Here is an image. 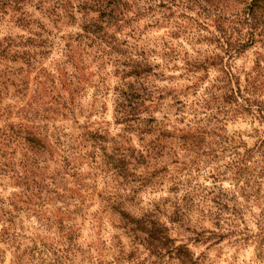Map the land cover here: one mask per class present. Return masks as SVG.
<instances>
[{
  "label": "rangeland",
  "instance_id": "obj_1",
  "mask_svg": "<svg viewBox=\"0 0 264 264\" xmlns=\"http://www.w3.org/2000/svg\"><path fill=\"white\" fill-rule=\"evenodd\" d=\"M128 1L129 5L123 8L126 22L120 21V25L124 23L125 26L117 32V41L110 43L109 38L100 46L96 45L98 41L91 43L85 37L87 33L79 29L81 18L63 26L50 38L53 44L47 48L49 53L43 56V65L58 74L57 67L62 68V63L72 56L81 75L82 107L89 108L84 115H77V123L70 129L76 135L88 131L107 138L129 136L131 145L140 148L142 133L122 123V115L117 111V88L127 87L129 82L148 81L145 85L155 96L152 104L148 103L150 109H155L154 117L162 120L163 126L167 124L169 130L172 126L185 129L190 127L188 124H194V119L201 118V125L215 129L208 122V115L211 113L220 118V109L224 105L226 108L237 107L239 110L228 112L219 124L223 129H215L227 136L233 147L223 149L219 146L222 143L203 144L199 154L184 153L174 147L165 154L169 172H165L166 176L159 182H153L156 186L147 184L135 202L137 207L156 204L168 215L174 211V202L191 205L190 212H193L189 222L166 224L176 245L186 244L199 263L264 264V156L254 151L264 139V111L259 109L264 107V29L255 32L246 22L244 16L249 0ZM12 19L15 18L6 17L1 31L28 36V32ZM77 34L81 35L78 40ZM236 42L246 45L235 50ZM67 43L72 45L71 51L67 49ZM102 56L106 63L101 60ZM144 57L149 63L147 67L133 62ZM212 57H217L215 65H212ZM205 59L207 62L202 66ZM7 64L11 62H1L0 71ZM221 69L232 72L229 81L214 80L223 75ZM136 70L138 75L131 72ZM212 83L228 86L238 101L229 99L231 103H222L220 90L214 87L219 98L213 97L208 105L203 92H208ZM179 99L184 102L183 106ZM195 99H202L200 110L204 114L195 118L174 115L179 109L187 110ZM245 99H251L255 104L249 106ZM7 101L4 100L3 105ZM237 102L242 106L238 107ZM141 117L149 116L142 113ZM4 123L5 120L0 119V128ZM65 123L72 124L73 120ZM81 125L85 127H77ZM130 125L135 124L131 122ZM159 126L162 127V122ZM17 142L10 143L7 151L16 150L12 155L16 154V168L22 171L19 166L21 146L17 147ZM103 144L107 146V142ZM96 151L101 153L100 149ZM53 158L60 162L56 153ZM83 162L78 181L63 173L66 190L60 194L68 196L70 205L66 207L71 213L58 211L62 203L56 193L48 194L44 200L46 193L43 192L38 198L39 190L31 181L21 187L12 173L0 181V264H61L57 258L63 254L59 250L64 248L62 242L67 239V231L64 233L59 228L60 220L65 225L75 223L72 236L78 248L77 257L71 256L73 260H67L66 264H90L86 257L93 258V264H181L176 253L167 248H155L146 241L145 234H133L122 227L118 216L106 211V198L113 182L104 179L91 157ZM236 162L241 164L240 172L234 168ZM50 165L52 170L54 162ZM215 169L222 170V178L212 177ZM38 181L41 183L42 178ZM80 185L87 188L80 191ZM77 191L82 194L80 198L86 200L79 212L74 205ZM222 193L231 209L230 213L224 214L219 228L207 219L197 222L202 216L195 209L200 207L199 210L203 209L206 214L207 207L212 206L214 199ZM13 202L20 209L11 205ZM225 217H228L226 221ZM195 225L215 230L216 234L196 235ZM60 260L64 262V258Z\"/></svg>",
  "mask_w": 264,
  "mask_h": 264
},
{
  "label": "trees",
  "instance_id": "obj_2",
  "mask_svg": "<svg viewBox=\"0 0 264 264\" xmlns=\"http://www.w3.org/2000/svg\"><path fill=\"white\" fill-rule=\"evenodd\" d=\"M127 5H129L128 0H0V27L3 26L6 17L10 16L15 18L12 20L16 25L29 34L28 36L14 35L12 31L4 33L0 29V66L3 61L11 62L0 71V119L5 120L0 128V181H3L10 173L16 177L17 185L21 187L28 185L31 181L32 186L39 190V195L37 196L35 192V196L41 198L40 194L45 192L44 200H46L48 194L56 193L62 203L58 206V211L61 214L71 213L66 207L70 205L67 201L68 196L65 193L60 194L66 190L63 187V173L74 176L78 181L81 176L80 170L84 165L83 161L91 157L92 162L95 163L94 166L97 165L104 179H111L113 182V185H110V194L106 198L108 201L106 211L118 216V221L122 223L123 228L133 234H145L146 241L155 248H167L176 253L181 264H203L197 261L186 244L176 245L175 239L169 234L170 228L166 224L167 222H189L193 212H190L191 205L186 206L178 201L174 202L172 205L174 211L168 215L167 212H162L156 204L137 207L135 199L147 184L156 186L153 182H159L166 176L165 172H169V162L165 154H169L174 147L188 154L191 152L199 154L203 144L226 142L228 145L219 146L223 149L233 147L227 140V136L217 133L215 129H223L219 124L223 122L228 112L239 109L232 106L226 108L224 105L220 109V118L210 113L207 120L213 124L215 129L201 125V118L198 121L194 119V124H188L190 127L185 129L172 126V130H169L166 127L167 124L163 126V121L154 117L155 109H150L149 104H152V98L155 96L152 89L145 85L148 81L129 82L127 87L117 88L115 98L117 111L122 115V123L142 133V137H139L143 142L140 144L141 147L138 149L133 147L129 136H123L122 139L107 138L100 133L88 131L76 135L74 130L70 129L77 123L75 118L77 115H84V112L89 110L88 107H82L84 95L81 93L79 67L72 62V56H68V60L62 63V68L57 67L58 74L49 71L42 63L43 56L49 53L47 48L53 44L50 38L61 31L63 26L73 24L76 18H81L79 29L87 33L85 37L91 43L98 41L96 45L100 46L109 38L110 43L117 41L119 39L117 32L123 30L125 26L124 23L120 25V21L123 22L126 19V12L123 8ZM133 5L137 3L133 2ZM244 18L250 28L255 29V32L257 29H264V0H249ZM77 35L76 40L81 37L80 34ZM69 39L72 40L73 36L70 35ZM86 45L90 44L86 43ZM242 45L246 44L236 42L234 49L240 50L238 47ZM71 46L70 43L66 44L69 51H71ZM145 58L133 62L137 66L147 67L149 63ZM212 59V65H215L217 57H212ZM101 60L106 63L103 56ZM205 62L207 59L202 62V66ZM221 70L223 75L217 76L214 80L220 83L229 81L232 72L226 69ZM131 72L139 74L137 70ZM214 87L220 90L222 103H231L229 99L238 101L228 86L220 87L212 83L208 92H203L205 96L202 94L206 98L201 96L208 105L213 97L217 100L219 98ZM202 99H195L189 104L187 110L179 109V112H175L174 115H192L195 118L204 114L205 112L200 110ZM4 100L9 101L3 105ZM178 102L183 106L182 99ZM245 104L251 106L255 103L251 99H245ZM236 105L242 106L238 102ZM259 109L264 111L262 106ZM142 113L149 117H141ZM71 120H73L72 124L65 123ZM131 122L135 125H130ZM161 122L162 127L159 126ZM147 134L150 135L149 138ZM144 135L146 136L143 137ZM15 141H18L17 147L21 146L22 160L19 166L22 171L16 168L14 162L17 156L12 154L16 150L7 151L9 144ZM89 141L92 143L89 144ZM260 141L261 144L254 151L264 156V139ZM105 142L107 146L103 144ZM208 148L210 149V146ZM96 149H100L101 153H97ZM55 153L60 162L53 158ZM51 162H54L52 170H50ZM240 166L241 164L236 162L234 168L238 169L237 172H240ZM42 170L47 171L41 174ZM21 172L25 174L22 175ZM219 176L223 177L222 170L215 169L212 177L217 179ZM40 178H42L41 183L38 181ZM80 186H82L79 188L80 191L87 188ZM80 191H77L78 198L74 202L77 212L81 211V206L86 203L85 198H80L82 196ZM223 195L222 193L214 199V204L207 207L206 214L203 209L199 210L200 207H197L195 210L199 211L198 214L202 216V220L197 219L196 221L201 223L207 219L213 223L214 227L219 228L224 214L227 211L230 213L231 209L229 202L225 200L227 197L224 199ZM11 205L20 209L14 202ZM227 219L228 217H225V221ZM59 223V228L64 230V233L67 231V239L62 242L64 248L59 252L63 254L60 257L58 255L57 259L61 264H66L67 260H73L71 256L77 257L78 248L72 236L75 223L65 225L63 220ZM198 227L196 225L194 227L196 235L216 234L215 230L210 228L201 225ZM60 258H64V262ZM86 258H89L90 264H93V258L92 260L91 257Z\"/></svg>",
  "mask_w": 264,
  "mask_h": 264
}]
</instances>
